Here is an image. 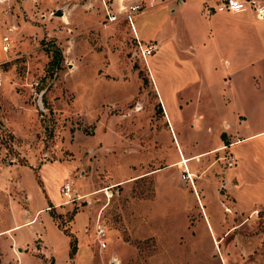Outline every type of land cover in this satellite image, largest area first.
Segmentation results:
<instances>
[{"label": "rangeland", "instance_id": "374dc122", "mask_svg": "<svg viewBox=\"0 0 264 264\" xmlns=\"http://www.w3.org/2000/svg\"><path fill=\"white\" fill-rule=\"evenodd\" d=\"M109 1L104 6L102 0H0V224L12 211L31 207L27 193L38 182L39 166L46 173L56 166L48 175L59 182L58 204L47 198L45 204L57 225L68 230L72 214L85 211L91 239L95 219L106 229L104 248L86 243V250L92 248L88 261L92 253L98 264H264L257 238L264 211L252 216L232 211L220 186L218 198L201 197L181 178L183 164H172L177 149L146 64L122 14L106 19ZM218 3L203 0L206 16L193 14L182 23L173 12L170 25L185 44L192 31H210L216 54L197 57L201 69L210 67L202 69L204 80L224 82L228 96L238 87L235 106L244 115L239 132L262 130L264 15L258 17L256 8H264V0H245L237 12L218 10ZM57 8L61 15L54 14ZM155 15L150 8L135 14L144 26ZM2 35L9 41L5 51ZM180 69L176 76L167 71L165 81L193 79L187 68ZM217 120L206 114L195 134L181 126L179 131L200 149L217 143L214 128H206ZM219 136L225 144L221 153L199 158L196 169L188 166L194 175H214L218 185L221 170L237 161L231 136ZM254 139L261 150L264 135ZM62 183L68 196L58 190ZM261 185L256 193L263 192ZM4 247L0 238V254Z\"/></svg>", "mask_w": 264, "mask_h": 264}, {"label": "crops", "instance_id": "0c3cea01", "mask_svg": "<svg viewBox=\"0 0 264 264\" xmlns=\"http://www.w3.org/2000/svg\"><path fill=\"white\" fill-rule=\"evenodd\" d=\"M132 3H140L142 6L132 14L133 20L131 19V25L128 23V33L140 40H155L157 44L156 50L147 57L145 66L152 90L155 92V102L161 108L163 120L177 149L179 158L173 160L172 164L180 165L183 164L181 160L187 159L186 167L191 166L192 169H196L199 158L210 153H221L223 142L219 134L231 136V150L236 156V164L221 170L219 185L214 175L206 177L201 173L195 174L192 188L197 189L201 197L218 198L216 187L220 186L230 197L226 201L229 202L232 211L249 212L251 216L259 213V208L264 211V186L261 185L262 181L264 182V146L259 150V145L254 139L262 137L264 129L239 132L240 117L244 115L235 106V100L239 97L238 87L231 96H228L224 92V82L217 84L211 79L204 80L202 69L209 70L210 67L204 64L201 69L202 65L197 57L202 59L207 55L216 54L209 38L210 31L205 29L198 32L192 31L185 44V41L181 42L180 30L176 31V34L170 25L173 12H176L175 17L179 23L183 22H181L183 18L186 20L187 16L193 14L201 18L205 17L203 0H111L108 2L111 8L109 11L117 14L120 6L127 7ZM142 8H150L156 13L155 20L151 21L150 25L144 26L140 20L136 19L135 14ZM121 11L119 10L118 13ZM183 53L186 58H181L180 54ZM195 65H199V68ZM181 67L187 68L192 73L193 79L187 80L184 77L165 81L164 74H167V71L176 76L180 73ZM195 71L198 75H195ZM224 81L230 83V80L226 78ZM206 114H214L218 118L216 126L206 123L207 129L214 128L218 140H216L217 143L197 149L193 147L195 140L185 138L183 140V129L192 134L196 133L199 131V121ZM224 114L231 119L225 118ZM179 126L183 128L181 131ZM183 146L184 149H182ZM56 168V166L49 167L46 173L39 166L38 182L33 189L35 196L32 190L27 193L31 207L22 208V211H12L11 219L0 224V238L5 243L4 250L0 254V264H85L86 261L87 264H98L99 259L93 257L92 253V258L88 261L92 248L86 250V243L91 244L94 239H91L87 232V213L75 211L72 214L68 231L75 237L76 248L70 256L69 236L46 210V198L53 205L58 204L59 198L56 199L55 195L58 194L56 184L59 182H56L55 176H52L51 182L48 175L55 173ZM192 169L189 171L194 174ZM62 174L60 169V179L63 177ZM259 185H261L260 190H263L262 193L260 191L256 193V187ZM193 193L197 198L196 192ZM34 198L37 199L34 200ZM199 198L196 201L198 204ZM34 204L39 207L37 210L33 209ZM77 219L80 223H76ZM257 238H261L260 243L264 249V230L259 232ZM256 246L255 244L253 247L257 248ZM262 258L264 261V256Z\"/></svg>", "mask_w": 264, "mask_h": 264}, {"label": "built area", "instance_id": "2783aa9c", "mask_svg": "<svg viewBox=\"0 0 264 264\" xmlns=\"http://www.w3.org/2000/svg\"><path fill=\"white\" fill-rule=\"evenodd\" d=\"M102 3L105 6L104 0H102ZM141 6L142 5L140 3H132V4H129L127 7H125V5H122L117 10V14H119L118 13L119 10H122L120 13L122 14L121 16L125 18L127 22L131 25L132 14L135 11L139 10ZM244 6H245V0H219V3L216 5V8L218 10L228 9V10L234 11V10L244 8ZM256 13L258 17H263L264 8L257 7ZM105 14H106V19L110 22L116 20L118 17L116 13H114L113 11H108L106 7H105ZM135 40L137 43L139 54L143 58L144 62L146 63V58L156 50L157 44L154 41L141 42L136 36H135ZM8 46H9L8 36L2 35L1 36V50H4V51L7 50ZM224 145L225 144H223L222 146ZM229 159L234 160V156L231 153H230ZM180 176L181 178L185 179L187 182H189L193 186L192 180H193L194 174L188 170L185 163H183V167L181 168ZM58 190L65 196L69 195V187L65 183H62L61 185H59ZM92 228H93L94 241H95L96 247L98 249L104 248L108 242V236H107L104 225L98 219H95V221L93 222Z\"/></svg>", "mask_w": 264, "mask_h": 264}, {"label": "trees", "instance_id": "16d2710c", "mask_svg": "<svg viewBox=\"0 0 264 264\" xmlns=\"http://www.w3.org/2000/svg\"><path fill=\"white\" fill-rule=\"evenodd\" d=\"M221 136H223V133H221ZM51 216L53 217L52 213H51ZM63 231L69 236V255L72 256V254L75 252V248H76L75 237L66 228H64Z\"/></svg>", "mask_w": 264, "mask_h": 264}, {"label": "water", "instance_id": "95a60500", "mask_svg": "<svg viewBox=\"0 0 264 264\" xmlns=\"http://www.w3.org/2000/svg\"><path fill=\"white\" fill-rule=\"evenodd\" d=\"M54 14H55V15H61V14H62V10H61L60 8H57V9H55ZM39 98H40V97H38V101H40Z\"/></svg>", "mask_w": 264, "mask_h": 264}, {"label": "bare ground", "instance_id": "6f19581e", "mask_svg": "<svg viewBox=\"0 0 264 264\" xmlns=\"http://www.w3.org/2000/svg\"><path fill=\"white\" fill-rule=\"evenodd\" d=\"M244 8H242V9H238V10H234V11H239V10H243ZM220 10H222V9H220ZM262 18V17H261ZM186 162H187V159H183V160H181V163H185L186 164Z\"/></svg>", "mask_w": 264, "mask_h": 264}]
</instances>
